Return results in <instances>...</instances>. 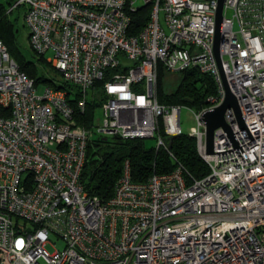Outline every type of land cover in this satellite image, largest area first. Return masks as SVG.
Wrapping results in <instances>:
<instances>
[{
  "label": "built area",
  "instance_id": "2783aa9c",
  "mask_svg": "<svg viewBox=\"0 0 264 264\" xmlns=\"http://www.w3.org/2000/svg\"><path fill=\"white\" fill-rule=\"evenodd\" d=\"M150 18L129 35L131 16ZM32 49L74 85L84 111L104 81L98 134L124 140L183 134L182 107L157 100L160 67L212 76L218 94L193 115L190 136L210 173L192 180L183 166L135 183L129 162L103 203L82 183L94 128L77 119L65 91L38 86L0 39V264H264V0H226L214 50L218 0H17ZM52 58H47L48 53ZM238 101L206 154L203 115ZM65 243L54 253L51 237ZM56 245V244H55Z\"/></svg>",
  "mask_w": 264,
  "mask_h": 264
},
{
  "label": "trees",
  "instance_id": "16d2710c",
  "mask_svg": "<svg viewBox=\"0 0 264 264\" xmlns=\"http://www.w3.org/2000/svg\"><path fill=\"white\" fill-rule=\"evenodd\" d=\"M17 0H0V39L7 47L10 56L14 59L19 69L36 86L45 83L56 91H65L71 105L77 109L76 119L86 129L92 127L95 111L101 106L98 99L105 100L103 95L104 81L96 84L89 93V101L85 110L78 109L80 93L78 89L63 79L61 72L54 69L58 78L48 76L41 71L51 65L40 55L37 62L17 60L12 49V41L18 33L16 25L8 19L10 8ZM151 4L139 9L131 16L129 35H137L145 27L150 18ZM168 76L179 77L175 90L167 92L165 82ZM218 89L214 78L201 73L198 69L185 71L181 75L169 73L160 67L157 78V100L163 105H176L188 108L196 113L210 106V99L217 96ZM91 136L87 148V159L83 169L82 183L86 192L98 197L103 203L110 201L115 192V187L124 172L125 163L129 162L131 177L135 183H146L154 174H167L178 166H183L192 180H201L208 176L210 169L199 154L197 140L189 134L166 138L167 149L147 148L145 140H124L116 136L99 134Z\"/></svg>",
  "mask_w": 264,
  "mask_h": 264
},
{
  "label": "rangeland",
  "instance_id": "374dc122",
  "mask_svg": "<svg viewBox=\"0 0 264 264\" xmlns=\"http://www.w3.org/2000/svg\"><path fill=\"white\" fill-rule=\"evenodd\" d=\"M202 1V0H200ZM9 10V9H8ZM25 6L19 7L13 14H8V19L12 21L17 29L18 33L16 34L15 38L12 41V49L15 54V58L17 60H24V61H35L37 62V53L32 49L30 41H29V31L25 26ZM53 54L50 52L47 54V58H52ZM12 58V57H11ZM13 59V58H12ZM14 60V59H13ZM49 64V63H48ZM41 71L46 73L48 76L56 77L58 78L56 72L53 69V66L51 65L50 68H46L45 66H39ZM179 82V77L177 76H168L165 82V89L167 92L173 91L176 89L177 84ZM48 86L45 83H41L38 86V93L40 95L43 94L45 89ZM176 106V105H172ZM104 116L102 106L97 107L95 111L94 121L92 124V127L94 128V134L97 138L98 136V127L101 123V120ZM181 127L183 130V133L190 134L191 129L197 127V122L195 121V117L193 115V112L188 108H182L181 110ZM102 138L105 137V135L100 134ZM110 137V136H108ZM145 144L147 148H157V140L156 139H147L145 140ZM56 244V245H55ZM65 248V243L61 240H58L57 237L52 236L51 241L49 245L47 246V249L49 252L54 253L56 250H63Z\"/></svg>",
  "mask_w": 264,
  "mask_h": 264
},
{
  "label": "water",
  "instance_id": "95a60500",
  "mask_svg": "<svg viewBox=\"0 0 264 264\" xmlns=\"http://www.w3.org/2000/svg\"><path fill=\"white\" fill-rule=\"evenodd\" d=\"M226 0H218V10L216 14V37L214 43V50L217 56L218 62L221 66V57H220V45L223 42L222 35V25L224 19V6ZM225 84H226V98L225 101L218 107L213 110H209L204 113L203 121L206 126V154H214V142H215V131L219 128H223L227 131L232 137V130L225 120V114L228 110H233L236 118L239 122L240 128L245 129V123L242 117V113L238 104L237 99L232 94L230 89L227 86L226 79L223 75Z\"/></svg>",
  "mask_w": 264,
  "mask_h": 264
}]
</instances>
